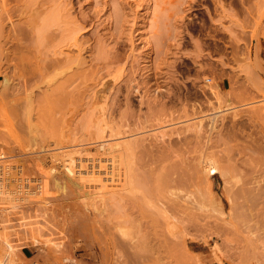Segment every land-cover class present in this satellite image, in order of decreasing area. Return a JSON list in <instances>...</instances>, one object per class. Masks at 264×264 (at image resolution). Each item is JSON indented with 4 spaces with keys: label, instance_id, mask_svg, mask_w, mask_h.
<instances>
[{
    "label": "rangeland",
    "instance_id": "obj_1",
    "mask_svg": "<svg viewBox=\"0 0 264 264\" xmlns=\"http://www.w3.org/2000/svg\"><path fill=\"white\" fill-rule=\"evenodd\" d=\"M3 1L4 0H0L1 5ZM5 1L4 3H6L7 7L10 9H14L16 6L19 7V5L20 7L23 5H28L27 7H29L27 8L29 10L28 14L25 15L24 12V15L22 14L20 16L18 13L14 12V10H10L14 23L24 21L25 19L27 20L29 18L27 15L30 13L39 18V20H37L38 18L34 19V16H32L36 22H41L43 20L44 17L41 16H45L44 19L48 21L52 19L50 20L52 23L50 31L52 32L49 31L46 36L44 35L42 37L43 39H40L41 37L39 38L41 42L44 40L42 43L38 41V44V42H36L38 37L35 34L36 37L34 35L32 36V34H25V36H23L24 34L19 35L20 40L18 42L22 47L26 49V45L31 42L30 44H34V46L38 44L39 46H37L39 49L42 47L41 50L43 53L51 54L54 51L62 50L69 56H80L83 61L85 60L83 62L85 65L82 63V66L78 64L79 66L76 67V63L71 62L70 65L72 67L65 69L66 71L62 73L59 72L67 66L58 68V72L56 69H54L56 72L53 69H49V72H45L44 78L40 77L41 79H38L42 82L36 80V77V82L34 79L31 81V83L35 82V84L32 86L28 84V90H31L30 96H28L27 90H24L27 84L25 85L24 81L15 78L16 76L14 75L8 90H4L6 88H4L0 82V152L8 156L6 157L8 161L6 160L3 163L4 165L1 166L3 169L1 170L3 187L0 188H3L4 191L2 192L0 189V235L9 237L10 241L14 242L15 246L20 247V250L14 255L16 260L15 264H66L67 262L61 260L65 256L75 258L74 264H103V261H105L104 264H112L111 261L115 259L113 255L116 254V248H114L115 239L113 238L114 235L118 236L115 232V230L117 231V227L114 228L113 225L117 226L116 222L121 218L119 217L120 215L118 216L119 212L115 209L113 210L117 213L111 212L110 210L112 207L109 206L108 209L106 208L103 211L105 213L110 209L107 213L102 215L104 218L100 217L101 215H97L100 213V206L98 208L97 206L91 205L95 204V202L99 204L97 202L99 200L96 198V201L94 200L95 202H91L92 200L90 199L94 197L90 198V194L87 193L93 190L90 186V182H88L87 179L83 181L82 178V180H80L79 177H75L74 179L77 178L75 181L79 184L77 183V185H74L68 181L65 174L63 176V168L60 165L61 161L64 162L65 160V158H63L65 157L63 150L65 151L67 148L68 150L72 148H82V146L94 147L100 139H87V141L84 140L83 142L79 139L86 138L88 135H93L95 133L94 130L99 129V125H108L111 126V128L113 127V129L122 131L126 128L125 123H127L132 129L131 133L126 132L121 135L110 136V127L107 126L105 130L106 136L102 140L106 144L144 137L149 144H153L158 140V145L161 147L164 143H168V140L173 142L172 138L174 140L176 139V137H172L162 142L160 135L164 131L170 132V130H175L205 117L206 122L204 121L203 123L206 124H204L206 128V126H209V119L207 118L213 115L212 111H214L213 109L215 106L218 107L220 105L211 90L214 86L213 84L216 83L221 90V93L218 94L219 97H222L221 99L223 100L227 99L224 100L226 102H222L221 100V109L225 108V112L231 107L226 103L233 100L237 105L234 103H232V105H236V107L239 106L238 108L243 109L245 114H248L250 112L248 109H252V107L255 112L258 110L262 112L264 110V107H262V105L264 106V90H262L264 89V51H261V49L264 44V0ZM42 2L44 3L42 4ZM57 2L60 3L63 8L61 5L59 7ZM221 5L229 9L232 8L235 13L233 14V11L231 12V18L229 16L231 15L229 11H225L228 12L229 15L223 14L225 13V9L222 10L223 6L221 7ZM2 6L4 7L5 5ZM43 9L46 11L44 12ZM34 12L37 13V15H35ZM224 15H226L227 18ZM6 18L7 16H5V22L7 23L6 29H8L10 28L11 22ZM73 22H75V24ZM76 23L86 27L80 31L79 24ZM22 24L24 23L22 22ZM76 25H78V30L76 29L77 27H75ZM72 31L74 33V39L71 36ZM75 43L77 45H75ZM246 57H248L249 60L248 58L246 59ZM249 61H251V63H249ZM0 62L3 63L1 67L5 68L7 66L4 61L0 60ZM11 62L14 63L13 61ZM252 63L253 65H251ZM243 64L252 66L246 67L245 69L248 68L249 70V68H251V71L249 70L252 72L251 75H253V73L257 75L254 76V80H251L255 82V84H259L258 86L255 85L258 87L256 89L257 91L255 88L252 91V86L249 88L250 84L247 83V81H251L246 79H249V77H246L247 75L244 74L245 71L241 73L242 70L240 71L241 67L239 66ZM256 65L259 66L256 67ZM13 67L12 64L11 68H7L9 75L15 73L16 69L14 70ZM74 70L84 71L83 73L85 75L83 74V76H86V78H84V84L82 83V81L84 82L83 78H78L75 81H66L67 77H69ZM247 74L250 75L249 72H247ZM252 77L253 76H251V78ZM0 80H2V77H0ZM64 81L69 83L70 86L63 83ZM131 81H133L134 84H132ZM81 83L82 87L78 85ZM128 83L134 85V88L140 86V90L137 92L131 89L132 92L129 93L130 90H128L127 93V89H129L131 85ZM242 83L248 84V86ZM61 84L69 86H67L69 91L64 86L61 87L63 90H67H65L66 94H62L67 98L73 99L72 101L69 99V103H67L68 101H63V99L66 98L59 96L56 102L54 100L56 99V97L54 98V96L57 95L56 93V95L54 93L51 95L52 93H50L49 97L48 91L53 89L61 93L60 89H55L56 86H60ZM114 84H116L115 88H113ZM243 86L245 88H243ZM78 87H80V89ZM110 87L112 89H110ZM259 87H262V89H259ZM46 89L48 91H46ZM159 89L161 91H159ZM231 89H234L233 91L235 92L236 90L238 91L232 94ZM98 90H100L98 95H106L107 101H104L106 99L103 97V100L101 99L102 101L96 103L98 98H96L97 94L94 93ZM70 91L74 98L70 97ZM144 91L147 93L144 94ZM248 91L252 94V97L256 95L257 92L259 93H257L256 97L250 98L251 94L246 95ZM45 92L48 94L47 98L45 97ZM67 93L68 96H66ZM238 93L240 95H238ZM144 95L146 96L144 97ZM230 95L231 97H229ZM248 96L249 99H245V97ZM29 97L30 102L28 103ZM60 98L65 103H60L61 100L58 101ZM126 98L131 102L129 105L131 110L128 109L129 111H127L128 115L127 112L124 111L125 105H127ZM99 102H105V106H108L106 107L107 110L104 112L105 114L102 113L103 111L98 107L99 105L96 106ZM183 102L188 103L187 106H185L186 110L183 108L184 106L182 107ZM150 103L152 105H150ZM192 103H198L195 110H192V107H190ZM254 107L257 108L255 109ZM27 108L28 111L25 113ZM232 108L233 106L229 111L238 109ZM260 108L262 110H260ZM254 110L253 113H255ZM193 111L198 113L195 115ZM229 111L226 114L228 116L227 118L230 119L231 113H229ZM101 113L103 115H100ZM121 113L124 115L126 113L127 118ZM188 114H191V116ZM97 119L98 121L96 122L95 120ZM244 119L247 120L246 118ZM88 121L89 123H87ZM29 124H33V127L28 128V130L23 127V125L27 127ZM247 126L248 125L245 127V129L249 128V130H246L247 132L251 129L253 131L256 130L254 126L252 127L249 125L250 127L248 128ZM215 132L216 131L212 133L215 134ZM216 134L214 136H216ZM92 150L94 151V149ZM50 166H55L57 168L56 174H51L49 170ZM48 170L49 174H47ZM44 173L46 176H44ZM50 174L52 176H50ZM19 179H21L24 185L20 189H18ZM41 180L49 183L50 187H44L46 184H41ZM59 183L62 184L59 185ZM30 184L35 185L29 187L28 185ZM38 186L43 187L44 191ZM75 186L77 187L75 188ZM34 187L35 189H33ZM37 187L42 190H37ZM29 188L32 189V192H30ZM22 189H25V191ZM13 190L22 192L16 194ZM12 192L15 194H11ZM84 192H86L88 196ZM83 196L86 197L83 198ZM100 203L102 202L100 201ZM93 207L97 209H93ZM101 207L103 206L101 205ZM94 210L98 211L96 212ZM109 212H111L110 214L112 216L108 214ZM107 215L111 217L109 218L111 221L106 219L105 216ZM113 216L116 217L114 218L115 221ZM91 218L96 222L93 219L87 222ZM85 219H87V221ZM98 220H101V223L102 221H107L105 222L106 224H101ZM92 221L95 223H91ZM163 223L164 220L159 222V227L156 226L157 230H154V227H152L153 229L150 227V229L148 227H143L140 229L141 234L140 232L138 233V229L136 230L133 228V231H131L133 233L131 234L134 235L132 239L133 244L138 242L139 238L141 239L143 236L142 233L146 234L145 231L149 232L150 230L152 231H150L151 235L150 233L147 234H149L148 237H152L147 238V240L153 245L159 244V240H163L161 236L168 235L169 232L174 231L173 228L171 230L169 225L164 223L169 230L165 227V232H162L164 230H161V228L164 229L162 226H165ZM91 224L93 225L91 226ZM98 224H101L100 226L103 229L99 226L97 227ZM242 228L243 227H241V229ZM243 229V232L247 231V228ZM154 232H159L158 234L163 233V235L160 234V236L156 238L157 236L155 237L156 233ZM34 234H36V237L38 236L37 238L40 240V242L38 241L39 243L34 242V239L31 238ZM110 234L113 238H111V236L108 237ZM163 237L167 238L168 236ZM1 239L0 237V258H2L1 255L5 252ZM54 241H56L55 243H61V250L56 249V251H54ZM193 241L194 239L192 240L189 238L187 245L184 244L183 247V245L180 244L179 248L169 245V247L166 248L170 250V252L164 249V251L162 250V252L165 253V255L163 254L162 256L164 259L163 261L166 264L168 263L166 261H169L168 264H183L182 262L186 264H219L214 258L210 244L198 240ZM203 245L206 246L207 249H203ZM212 245H214V242ZM261 245L263 244L259 242L258 246L262 248ZM260 247L259 249H261ZM177 248L180 253L185 252L187 254L186 256H190L192 253L194 258L191 256L184 259L185 255L177 256L179 254ZM238 248L240 249L241 247L238 246ZM100 251H104V253L108 251L109 255H103L104 253ZM171 251H173V253ZM261 251L263 250L261 249ZM169 253L170 255L176 253L175 257L172 255L175 259L168 255ZM97 254L103 255V257ZM107 256H109L108 259ZM168 256H170L173 261H171L170 257V260L167 259L166 257ZM243 256L245 255H242V257ZM246 257L242 259H240V257L237 259L236 257L234 259L235 261H232V264H240L242 262V264H257L255 259H251L248 255ZM101 258L102 260L104 259L102 263L98 261L99 259L101 260ZM105 259H107V261ZM225 259L226 258H224V260ZM179 260L181 262H179ZM152 261L154 260L142 261L143 263L141 262L140 264H158L156 262L152 263Z\"/></svg>",
    "mask_w": 264,
    "mask_h": 264
},
{
    "label": "bare ground",
    "instance_id": "obj_2",
    "mask_svg": "<svg viewBox=\"0 0 264 264\" xmlns=\"http://www.w3.org/2000/svg\"><path fill=\"white\" fill-rule=\"evenodd\" d=\"M4 2L6 1L5 0L3 1L2 5H5L4 7L0 4V60L4 61L7 65L5 68L1 67L3 63L0 62L1 63L0 64V77H2V80H0V82H1V85L4 88H6L4 90H8V88L11 86L12 77L16 76L15 78L21 79L22 81H24L25 85L27 84V86L24 85L26 87L24 90H27L26 92L28 96H30L31 90L30 91L28 90L29 88L28 86L29 85L32 86L33 84H35L36 77H37L36 80H38L40 77L45 76L44 75L45 72H47L49 69H53V70L56 69L57 71L58 68L67 66L68 68L67 67L63 68L59 72V73H62L63 71H66L65 69H69L72 67L70 65L71 62H75L76 67H78L79 65L82 66L81 64L85 60L83 61V59L80 56L72 57V56L67 55L62 50L54 51L51 54L45 53V52L43 53V51L41 50L42 47L41 49H39L38 44L39 42H41L40 39H43L42 37L44 35L46 36V34L50 31V27L52 26V23L50 22V20L52 19L48 21L44 19L45 16H41V17H44L43 20L42 21L40 20L41 22L37 21L38 22L37 23L34 19H37L38 17L30 13L29 15H27L29 16L27 20L25 19L24 21L14 23L12 20V16H11L12 13H10V10H14V12L18 13V15L20 16L24 12H25L24 13L25 15L28 14L29 10L27 8L29 7H27L28 5L27 6L23 5L21 7L19 5V7L16 6V8L10 9L7 7V4ZM43 3L44 2H42V4ZM58 4L60 7L61 4L60 3ZM222 6L223 5H221V7ZM223 7H222V10L225 9L224 12L229 11V14L231 15H229L228 12H225L223 14L229 15L231 18L232 13L234 14L235 12L232 10V8L229 9V8H226L225 6ZM43 10L44 12L46 11L45 9ZM35 15H37V13H35ZM5 16H7L8 21L11 22L10 28L8 29H6L7 23L5 22ZM32 16H34L33 17L34 19L32 18ZM224 16L227 18L226 15ZM37 20H39V18ZM53 21H54V18H53ZM22 22L24 24H22ZM73 23L75 24V22ZM76 24H79V23H76ZM77 26L78 25H76L75 27ZM85 27L86 26L79 24L80 31L81 29L83 30ZM76 29L78 30V27ZM25 34L26 35L32 34V36L35 34L38 37L36 40V42L39 41L37 44L38 46L36 44L34 46V44H30L31 42H29V44L26 45L27 46L26 49L22 47L20 43L18 42L20 40L19 35L25 36ZM71 34H72L71 36L73 37V34H74L73 31ZM74 38L75 37H73V39ZM76 43L75 45H77ZM247 58L248 57H246V59ZM11 61H13L14 63H12ZM249 63H251V61H249ZM12 64L14 66L13 67L14 70L15 69L16 70H15V73L13 72L14 74L12 75L10 74L11 75L10 76L9 72L7 71V68L8 67L11 68ZM83 64L85 65V63ZM248 64L247 65L243 64L244 66L240 65L239 67H241L240 68V71L242 70L241 73L245 71L244 74L247 75L246 77H249V79L248 78L246 79L251 81V80H254V76H257V75L256 74L254 75V73L253 75H251L252 74V72H250L251 68H249L250 71L248 70V68L245 69L246 67H252V66H249ZM255 64H256V61H255ZM251 65H253V63ZM259 65H256V67H258ZM83 72L84 71L82 70H77V71L74 70L73 73L69 75V77H67V80L66 79L65 80L68 82L69 80L75 81L78 78H83L84 82L82 81V83L84 84L85 83L84 78H86V76H83L84 74ZM247 72H249L250 75L247 74ZM251 76L253 77L251 78ZM33 79L35 82L31 83ZM38 81H41V80H38ZM66 81H64L63 83H66ZM82 83L78 85H81L80 87H82ZM131 83L134 84L133 81H131ZM247 83L250 84L249 88L250 86H252V91L254 88L256 90L258 88L257 86L259 85V84H255V82L253 81L251 82L247 81ZM66 84L69 85V83H66ZM132 84L130 85V88L128 87L129 89H127V93H128V90H130L129 93H131L132 92L131 89L137 92L138 90H140V86H137L136 88H134L135 86ZM65 85L61 84L60 86L59 85L56 87L54 86L56 90L60 89L61 93H59L58 90L55 91L53 89L51 90L52 91L51 92L46 89V91H48L49 97H50V93H52L51 95H53V93L54 94L56 93L57 95L55 94L56 96H54V98L56 97V99H54L55 101L57 100L58 96L62 98H66L67 100L63 99V101L65 100V102H67L69 99L70 101H72L73 99L67 98L64 96L67 90L66 89L63 90V88L61 87L64 86L65 88H67L68 85L66 86ZM213 85L214 86L211 89L212 93L215 95L220 105L219 106L217 105L218 107L215 106V108L212 106L214 108L213 109L214 111H212L213 115L207 118L209 119L208 121L209 126L208 127L206 126V128H205L206 124L203 123L204 121L206 122L205 120L206 117H205V118H200L197 121L188 123L185 126L179 127L175 130H170V132L164 131L160 135L162 142L168 139H171L172 137H176V139L174 140L172 138L173 142H171V140H168L169 142L164 143L163 146L161 147L160 145H158L159 143L158 140L155 141L153 144H149L146 142L144 137L143 138L139 137V139L136 138L133 140L127 139L125 141L123 140V142L120 141V142H115L113 144L111 143L106 144L102 140L106 136L105 130L108 125H104V126L99 125V129L98 130L95 129L94 130L95 133L93 135L91 136L88 135L86 138L79 139V140H82V142L84 140L87 141V139L88 140L90 139L99 140L100 139L99 142L94 147H85V146L83 147L82 146V148L80 147L72 148L69 150L68 148L67 149L65 148L66 150L65 151L63 150L64 153L61 152L65 155V157H63L65 158L64 162L61 161V164H60L64 172V173L62 172L61 173L63 174V176L65 174L68 181H70L74 185H77L78 183L75 181L77 179V178L74 179L75 177H79L80 180L83 179V181L84 179L85 180L87 179L88 182H90V186L93 190L87 193L90 194L91 196L90 198H93V197L94 198L93 199L89 198V199L92 200L91 202H95L96 198H98L99 201L97 202L103 206L101 207V205L97 204L96 202L95 204L91 205V206H97L98 208L100 206L99 208L100 213L97 215H101L100 217H102V215H104L110 210L109 209L105 213L103 212L106 208L108 209L109 206L112 207V209L110 210L111 212H116V211L119 212L118 216L120 215L119 217L121 218L120 220H118L119 217L117 216L118 217L117 219L118 222H116L117 226L113 225L114 228L117 227V231L115 230V232L116 234H118V236L114 235V238H113L111 234L108 235V237L111 236V238L115 239L114 248H116V251L115 250L113 251H115L116 254L113 255L114 252L112 251L113 252L112 255L115 258L114 259L111 257L112 259H114V261H111L112 264H132V263L135 264L137 262H139L137 264H140L142 261H147V260H154L152 261V263L156 262L158 264H166L163 261L164 259L162 258L163 254L165 255V253H163L162 250L164 249L165 251L170 252V250L166 248V247H169V245H171V247L176 246L179 248V245L181 244L184 247V244L187 245L189 238L192 240L194 239V241L198 240V241H203L205 243L210 244L214 258L216 259V261H218L219 264L221 263L222 264H227V263L232 264V261L236 257L237 259L239 257L240 259H242L243 257H246L247 255L251 259H255L257 264H264V113H263L264 110L262 112L259 110L255 112V110L252 107V109L251 108L248 109L250 110V112L249 113L246 112L248 114H245V111L243 109L241 108L239 109L238 108L239 106L236 107L237 104L234 103L235 101L233 100L234 102L231 101V102H227L226 104L228 106H231V107L233 106V108H238V109L232 108L233 109L232 111H229L231 107L230 109H228L229 113H231L230 114L231 117L229 119L227 118L228 116L226 114L228 113V111L225 112L226 110L225 108L221 109V106H222L221 100L222 102H226L224 100H227V99H224V100L221 99L222 97H219L218 95L219 93H221L219 85L217 83ZM115 86L116 84L113 85V88H115ZM246 86H248V84ZM80 87L78 88L80 89ZM243 88L245 87L243 86ZM67 89L69 91V88ZM110 89L112 88L110 87ZM234 89H231L232 94L233 92L237 93L238 91L236 90L235 92L233 91ZM237 89H238V86H237ZM259 89H262V87H259ZM100 90L96 91L97 93L93 92L94 94H97L96 98H98V100L95 98L97 100L96 103L98 101H102L103 97L106 99L104 101H107L106 95L104 94L98 95V92H100ZM159 91L161 90L159 89ZM259 92H262V91H259ZM145 93L147 92L144 91V94ZM48 94H46L45 96L46 98ZM248 94H251V93H249L248 91L246 95ZM72 95L73 94L71 92L70 97L74 98ZM238 95L240 94L238 93ZM256 95L252 97V94H251L250 98H254L256 97ZM66 96H68V93ZM145 96L146 95H144V97ZM229 97H231V95ZM128 98H126L125 100H127ZM246 98L249 99V96L245 97V99ZM60 100H61L60 103H65L62 101L61 98L58 99V101ZM113 100H114V96H113ZM70 101H68L67 103H69ZM129 101L130 100H127V105H125L126 106L125 108L127 110L124 108V111L126 112L131 110V107L129 106L131 102ZM29 102H30V97H29L28 103ZM102 103L99 102L98 104H96V106L99 105L98 107H100L101 110L103 111L102 113H104L105 110H107L106 107L108 106H105V102L103 104ZM232 103L236 105L234 106L232 105ZM187 104H188L187 102H183L182 107L184 106L183 108L185 110H186L185 106H187ZM150 105L152 104L150 103ZM196 106H198V103H192L190 107H192V110L193 109L195 110ZM257 107H254V108L256 109ZM262 107L264 106L262 105ZM184 109L182 110L185 111ZM253 110L255 113H253ZM260 110L262 109L260 108ZM27 111H28V108L25 110V113ZM102 113L100 115H103ZM197 113L195 112V115ZM127 115H128V112H127ZM188 115L191 116V114H188ZM245 115H248V116H245ZM124 117H126V113ZM244 118H246L248 121L245 120ZM95 121L97 122L98 119ZM26 123H30V122H26ZM87 123H89V121ZM125 125L124 126L126 128L122 131L113 129V127L111 128V126H108L110 127L109 135L116 136V135H121L126 132L131 133L132 129L130 126H128L129 124L127 125V123H125ZM246 125H248L247 128L250 126L252 127L254 126L256 127L255 128L256 130L253 131L251 129L250 131L247 132L246 130H249V128L245 129ZM23 127H25L28 130V128L33 127V124L32 125L29 124L27 127L23 125ZM214 131H216L215 134L217 133L216 136H214L215 134H213ZM92 149H94V151ZM6 157H8L6 156V154H3L2 152H0V187H3V183L1 181L2 180L1 170L3 169L1 166H3L4 165L3 163L8 159ZM49 170L51 174L54 175L56 174L57 168L55 166H50ZM49 170L47 171L48 173L46 172L47 174H49ZM51 174L50 176H52ZM44 176H46L45 173H44ZM21 179H19L20 182L18 184V187H19L18 189L24 186L22 184ZM43 181L41 182V184L44 183L46 184V186L44 185H41V186H44V187L49 186V183L43 182ZM53 182H58V181H53ZM62 183H59V185ZM24 184H27V183H24ZM14 185H17V184H14ZM31 185H35V184H30L28 186L30 187ZM65 185L67 186L66 183ZM41 186H38V187H41ZM38 187H37V190L43 189L44 191L43 187H41L42 189L41 188L38 189ZM76 187L77 186H75V188ZM33 189H35V187ZM1 190L2 192L4 191L3 188ZM29 190L30 192H32V189L29 188ZM13 191L16 192L15 190ZM23 191H25V189ZM18 192L21 193L22 191H18ZM18 192H16V194ZM11 194H13V192ZM85 197L83 196V198ZM100 201L102 203H100ZM93 209H97V208L93 207ZM113 209H115L116 211ZM94 211L97 212L98 210H94ZM111 212H109L108 214H110ZM115 216H113V219L116 218ZM105 217L106 219L111 218V217H108V215ZM87 219L85 220L87 221ZM92 219L93 218L89 219L87 222L91 221ZM163 220L165 224L169 225V228H171V230L172 228L174 229V231L169 232L168 235L166 233H164L166 235H163V233H160L163 236H166V237L168 236L167 238H164L163 236H161L163 240H159V244L153 245L151 242H149V240H147V238L152 237V236L148 237L149 234L147 233H150L151 235L152 231L150 230L151 231L150 232L148 230L149 232H147L145 230H142V231H145L146 234L142 233L143 236L141 237V239L139 238V241L133 244L132 239L134 238V235H132L133 233L131 232L133 231V228H135L136 230L138 229L139 230L138 233L140 232V234H141L140 229L143 227H148V228L154 227V230H157V227H159L158 226L159 222ZM94 221H92L91 223L96 222ZM106 221H102L101 223V220L100 221L98 220V222L101 224H106L105 223ZM112 223L115 224L114 222ZM101 224H98L97 227L99 226L100 228H102L100 226ZM92 225L93 224H91V226ZM166 226L167 225L162 226L164 228V229L161 228V230H164L162 232H165ZM241 227H243L244 229L247 228V231L243 232L242 231L243 228L241 229ZM169 228L167 229L169 230ZM108 230H111V229H108ZM156 234H155V237L157 236L156 238H158L160 234L158 235ZM0 237L2 238L1 240L5 248V252H3V255H1L2 258H0V264H15L16 260H15L14 255H16V252L20 250V247L15 246L14 242H11L9 237L5 235L4 236L0 235ZM37 237H36V234H34L32 235L31 238L34 239V242L39 243L40 240ZM150 241H153V240H150ZM55 242L56 241H54V243ZM213 242H214V245H212ZM259 242L263 244L261 245L262 248L258 246ZM235 244H237L241 248L239 249L238 246ZM54 246H55L54 251H56V249L59 250L62 245L61 243L60 244L55 243ZM259 247L263 251H261ZM178 248H177V251H179ZM202 248L207 249V247L204 245L202 246ZM100 252L104 253V251H100ZM171 252L173 253V251ZM178 253H177L178 254L177 256L185 255L184 259L186 257L189 258L193 256L192 253L190 256H186L187 254L185 252L180 253L179 251ZM107 254H108V251H106L103 255H107ZM175 254L170 255L169 253L168 255H170L171 257L173 255V257H175ZM97 255H100V254H97ZM103 255L102 256L100 255V256L103 257ZM242 255H245V256L242 257ZM170 256L166 258L170 260L171 258ZM108 258L109 256H107V259ZM172 258H171V261L175 259V258L173 259ZM224 258L226 259L224 260ZM246 258L249 259L248 257ZM107 259L105 260L107 261ZM61 260H63L64 262L70 263V264L75 263V258L70 257V256L69 257L65 256ZM103 260L101 258V260L99 259L98 261L102 263ZM180 260L179 262H181ZM104 262L105 261H103V264ZM166 262L169 263V261H166ZM182 263L186 264L184 262Z\"/></svg>",
    "mask_w": 264,
    "mask_h": 264
},
{
    "label": "crops",
    "instance_id": "obj_3",
    "mask_svg": "<svg viewBox=\"0 0 264 264\" xmlns=\"http://www.w3.org/2000/svg\"><path fill=\"white\" fill-rule=\"evenodd\" d=\"M261 51H264V44L262 45V49H261Z\"/></svg>",
    "mask_w": 264,
    "mask_h": 264
}]
</instances>
